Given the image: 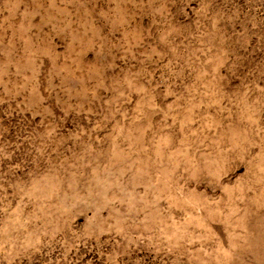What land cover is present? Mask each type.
Listing matches in <instances>:
<instances>
[{
    "label": "rangeland",
    "instance_id": "obj_1",
    "mask_svg": "<svg viewBox=\"0 0 264 264\" xmlns=\"http://www.w3.org/2000/svg\"><path fill=\"white\" fill-rule=\"evenodd\" d=\"M0 264H264V0H0Z\"/></svg>",
    "mask_w": 264,
    "mask_h": 264
}]
</instances>
